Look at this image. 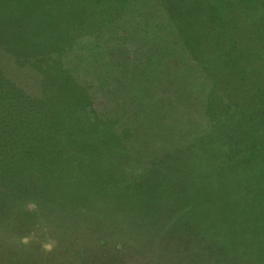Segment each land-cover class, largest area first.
<instances>
[{
	"label": "rangeland",
	"instance_id": "374dc122",
	"mask_svg": "<svg viewBox=\"0 0 264 264\" xmlns=\"http://www.w3.org/2000/svg\"><path fill=\"white\" fill-rule=\"evenodd\" d=\"M165 1L31 0L55 20L0 0V31L48 51H13L44 74L0 62L13 72L0 78V175L12 166L18 180L17 159L33 153L74 154L112 203L86 194L29 215L33 200H15L0 208V247L32 243L40 264H264L253 260L264 250V41L240 52L209 29L208 0ZM251 7L264 29V0H254L259 20ZM95 21L109 37L84 39L67 62L49 54L63 50L64 26ZM37 35L46 46L33 45Z\"/></svg>",
	"mask_w": 264,
	"mask_h": 264
},
{
	"label": "trees",
	"instance_id": "16d2710c",
	"mask_svg": "<svg viewBox=\"0 0 264 264\" xmlns=\"http://www.w3.org/2000/svg\"><path fill=\"white\" fill-rule=\"evenodd\" d=\"M22 6H25L26 9H30L31 7H35L41 11L43 15L48 14L49 17L57 20L56 15L52 13L49 14L45 11L44 6H47V3L42 4H31V0H19ZM252 1L251 13L254 18L256 15L253 11L254 8V0ZM165 0H154L155 7L166 6ZM248 0H208V7L206 13V22L207 24L210 22V28L213 30H220L221 37L220 40L223 42H228L234 46H238V50L243 51L245 48L246 51L256 50L257 46H259L264 41V29L256 28L252 26L248 13L246 11ZM85 5L82 3V6ZM123 4H117L116 8L122 7ZM138 6V4H137ZM140 6L141 0H140ZM118 12V11H116ZM122 12L119 11L117 16H110L109 19H104V21H115L119 18ZM142 14V11H141ZM71 15V14H70ZM150 15V13H149ZM76 19V15H73ZM60 19V17H59ZM258 19V18H256ZM259 20V19H258ZM103 21V22H104ZM261 21V20H260ZM103 22L95 21L93 25H84L85 27L74 29V25L72 27H65V39L64 43H62L63 50L60 52L53 51L51 54L52 57L58 59V61L67 62L69 59L64 56L68 51H80L88 47L85 44L84 39L90 38L97 33L100 35L102 33L103 36H108L103 31ZM259 23V22H258ZM216 24V25H214ZM153 33H162L163 26L158 23V21L154 22ZM9 28H5L0 31V38H2V42H0V62L4 59L5 56H9V60L14 69H24L28 70V72L44 74L45 64L42 62H37L38 66L33 64L31 60H25L21 57H18L13 54V51L22 52L24 50L25 55H32L34 57H48L46 54L48 53L46 48L36 49V47L30 46L25 47L24 39L21 37L20 33H16L13 30L12 35H4L2 32L9 31ZM107 34V35H106ZM232 34V35H229ZM102 36V37H103ZM109 37V36H108ZM41 36L37 35V40L34 42V46L43 47L46 46V43H40ZM42 41H46V38H42ZM27 44V43H26ZM85 44V45H84ZM43 45V46H42ZM263 45V44H262ZM260 45L256 52H260L263 46ZM22 48V49H21ZM21 49V50H20ZM52 50V48H51ZM242 56V54L240 53ZM2 56V57H1ZM257 57L256 55L253 58ZM65 66V65H63ZM63 66L57 68L58 71L64 70ZM33 67V68H31ZM66 67V66H65ZM264 69V64H263ZM10 73L13 72L9 71ZM7 72H1L0 78L4 80L3 75L8 78H11V74ZM42 72V73H41ZM0 80V81H2ZM43 83V81H42ZM74 140V137H73ZM33 159H17L16 155H13V159H17V163H21L20 166L22 171L20 172L17 180V176H15V167H8L7 173L5 175H0V208L5 207H13V205L18 201H23L24 198L29 200H33L32 203L35 207L28 210L29 215H34L36 209H38V205L43 206V208L47 207L50 211L53 209L57 210L58 207L68 208L71 203L66 200V198H84L82 195H90L96 196L94 199H99L102 204H106L107 206L112 207L111 201L107 199V196L104 195V189L100 190L97 185L94 184L90 179L85 177V172L81 171L80 165L83 161L81 156L78 155H54L48 156V160L43 154H31ZM30 157V156H27ZM6 160L7 157H4ZM19 158V157H18ZM26 162V163H25ZM81 162L80 164H78ZM9 161L8 164H10ZM24 163V164H23ZM126 163V162H125ZM79 165V166H78ZM2 167V164H0ZM76 169H75V168ZM18 168V167H17ZM75 170V171H74ZM67 173L71 175L65 176ZM77 176L78 179L74 177ZM132 177V175H130ZM13 178V180H9ZM132 179V178H131ZM133 180V179H132ZM144 181V179H142ZM144 182H141L142 185ZM16 185L18 190L12 191L10 186ZM77 190V192H75ZM79 195V196H77ZM101 197H97V196ZM141 191H139L136 196H140ZM124 198V197H123ZM143 198V197H141ZM83 202V201H82ZM58 211V210H57ZM1 212V211H0ZM20 217L25 218L24 214H20ZM4 217L0 216V221L3 222ZM1 223V222H0ZM5 225V224H4ZM8 231H11L8 228ZM38 246L29 243L25 244L23 247L19 246H4L0 247V264H40V262L35 261L36 258L33 256V253H36ZM257 253L253 252V260L254 261H264V250H256ZM261 260H259V256L255 257V254L261 255Z\"/></svg>",
	"mask_w": 264,
	"mask_h": 264
}]
</instances>
